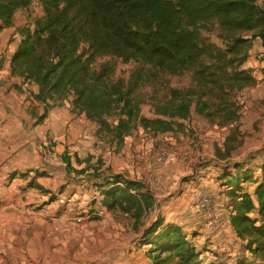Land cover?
<instances>
[{
	"label": "trees",
	"instance_id": "16d2710c",
	"mask_svg": "<svg viewBox=\"0 0 264 264\" xmlns=\"http://www.w3.org/2000/svg\"><path fill=\"white\" fill-rule=\"evenodd\" d=\"M35 1L0 0V31L13 27L16 14ZM38 1L42 15L17 30L12 75L37 86L39 98L70 103L99 135L124 142L139 129L154 137L182 133L194 115L230 125L243 109L240 94L258 84L246 66L256 41L264 47L259 0ZM119 62L131 65L128 76H119ZM64 162L71 169V157ZM259 168L261 177L245 161L221 168L231 227L245 241V254L233 264H264V165ZM98 177L94 186L110 212L136 222L146 217L153 196L143 182L124 173ZM246 183L255 186L253 193ZM198 235L157 220L135 243L150 247L154 264H221L205 259L193 241Z\"/></svg>",
	"mask_w": 264,
	"mask_h": 264
},
{
	"label": "crops",
	"instance_id": "0c3cea01",
	"mask_svg": "<svg viewBox=\"0 0 264 264\" xmlns=\"http://www.w3.org/2000/svg\"><path fill=\"white\" fill-rule=\"evenodd\" d=\"M18 27L15 22L13 27L0 31V264H153L147 255L150 247L135 243L141 231L134 228L130 233L133 237L128 238L125 229L116 224L119 213L90 215L89 206L100 191L89 190L83 182L74 180L71 185L77 191L67 204L60 202V197L65 196L62 192L56 201L51 200L61 173L66 171L56 166L57 156L52 160L46 155V145L54 149L56 144L61 150L69 144L75 151L71 152L75 169L72 176L80 178L78 172H86V168L77 158L91 156L87 146L92 135L101 139L106 136L99 135L85 115L72 113L70 103L58 106L45 97L39 98L37 86L12 75L11 61L20 42ZM258 44L256 41L252 53L263 47L258 48ZM47 105L48 115L38 123ZM91 153L97 155L96 151ZM133 159L124 156L119 165L129 167ZM29 171L34 176L24 179L27 177L22 175ZM224 197L218 199L216 211L231 225L228 200ZM71 202L75 203L69 205ZM7 205L29 211L19 219L7 221L2 214ZM78 216L83 218L80 237L72 234ZM205 224L202 223L204 227Z\"/></svg>",
	"mask_w": 264,
	"mask_h": 264
},
{
	"label": "rangeland",
	"instance_id": "374dc122",
	"mask_svg": "<svg viewBox=\"0 0 264 264\" xmlns=\"http://www.w3.org/2000/svg\"><path fill=\"white\" fill-rule=\"evenodd\" d=\"M40 15L42 8L36 0L29 10H21L16 14L15 22L20 27ZM257 42L258 48H261L262 43ZM262 50L264 49L252 53L251 62L246 66L254 70L259 87L240 94L239 100L243 104V109L240 118L230 125L210 123L194 115L186 122L187 128L182 133L154 137L139 129L133 137L127 138L124 142L112 136L101 139L92 135L87 146L90 150L88 154L91 156L79 158L85 163L84 168H86V172L81 173L80 178H74L72 176L75 172L74 167L67 170L64 162V159L73 156L71 152H75L69 144L65 148L60 146L61 150L56 148V144L53 145L54 149L46 145V155L57 156L56 166L61 171H66L61 173L58 179L55 198L58 199V195L62 192L69 200L77 191L71 185L74 180L83 182L89 190L99 191L94 186V182L99 178L98 174H127L129 178L143 182L153 196V206L146 211V217L144 216L140 222H136L126 214L119 213L116 216V224L125 229L124 233L128 234V238L133 237L130 233L134 228L142 234L153 222L164 220V223L181 226L189 234H199L193 241L204 252L206 260L233 264L238 255L245 254V241L236 236L227 218H219L220 224L214 228L206 227L205 222L192 221V206L205 193L214 196L217 205L218 199L223 196L229 202L228 189L219 179L224 165L245 161L254 166L257 177H261L263 173L259 166L264 165V64L262 63L264 57H258ZM254 54H257V57ZM254 64L257 66L254 67ZM130 70L131 65L118 63L119 76H128ZM142 110L144 115L152 116L149 106H143ZM94 144L97 146L95 147ZM91 150L96 151L97 155L93 156ZM124 156L134 158L129 163V167L119 165V160ZM160 156L165 158L164 164L157 161ZM146 160L154 162L153 167L160 176L158 189L155 191L150 189L144 171ZM33 176L30 171L22 175L27 177L24 178L27 180ZM244 186L251 193L255 190L254 185L246 183ZM183 194L186 195L185 202L181 205L178 198ZM74 203L71 202L69 205ZM226 207V204H223V208ZM202 223L206 226L204 227Z\"/></svg>",
	"mask_w": 264,
	"mask_h": 264
},
{
	"label": "built area",
	"instance_id": "2783aa9c",
	"mask_svg": "<svg viewBox=\"0 0 264 264\" xmlns=\"http://www.w3.org/2000/svg\"><path fill=\"white\" fill-rule=\"evenodd\" d=\"M261 5L264 6V0H260ZM263 48V47H262ZM261 48V49H262ZM258 57H264V50L260 51ZM50 156V155H49ZM51 159L54 160L55 156L52 154ZM157 161L161 164L165 163V158L160 156ZM154 162L146 160L144 162V171L146 172L150 188L155 190L158 188L159 185V173L155 170ZM185 194L180 196L178 200L181 202V205L185 202ZM60 202L62 204H67L69 200L66 196L62 195L60 197ZM217 200L214 196L208 194H202L198 200V202L193 206V216L192 221H205L207 227L214 228L220 224V220L218 217V212L216 211ZM90 208V215L91 216H99L103 217L105 212L109 210L104 205V197L101 193L93 200L92 204L89 206ZM28 212V209H23L22 207H18L15 205H7L3 210V219L7 221L19 219L25 212ZM83 222V218L78 216L75 219V223L72 227V234L74 236L80 237L82 235L81 232V223Z\"/></svg>",
	"mask_w": 264,
	"mask_h": 264
}]
</instances>
